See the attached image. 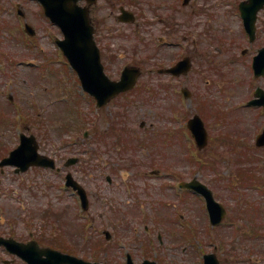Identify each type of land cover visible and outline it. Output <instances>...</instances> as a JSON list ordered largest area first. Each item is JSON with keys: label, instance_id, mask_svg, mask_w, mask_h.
Instances as JSON below:
<instances>
[{"label": "rangeland", "instance_id": "1", "mask_svg": "<svg viewBox=\"0 0 264 264\" xmlns=\"http://www.w3.org/2000/svg\"><path fill=\"white\" fill-rule=\"evenodd\" d=\"M106 2L100 0L97 8L104 10ZM121 2L133 7L136 23L119 26L100 14L104 30L97 41L104 48L105 73L118 79L122 68L132 65L142 74L133 93L99 109L82 97L80 83L55 43L62 35L40 5L0 0V149L12 148L19 132H25L43 151L59 155L60 167L67 158H79L63 171L81 182L89 199L83 212L77 195L56 183L58 175L49 188L40 182L45 172L30 170L13 178L7 168L0 173L2 192H8L0 199V235L27 240L29 233L38 234L55 249L103 264H122L133 246L139 261L140 253L153 247L150 243L156 245L161 264L164 258L172 264H202V256L211 252L220 264H264V148L254 144L264 112L240 107L247 73L213 53L211 64L194 62L187 77L159 76L152 69L158 58L162 68L193 53L190 41L182 43L190 33L188 10L181 0ZM17 3L25 18L18 17ZM25 22L33 37L24 32ZM159 35L166 44L159 46ZM183 85L191 99L182 97ZM193 114L204 119L209 133L202 151L189 144L186 122ZM123 170L130 174L127 184L121 181ZM194 177L226 209L218 227L209 225L200 198L182 197L179 181ZM17 179L23 180L21 191ZM17 193L23 196L19 206ZM142 221L149 222L151 241ZM104 230L110 239L104 238ZM157 234L162 240H156Z\"/></svg>", "mask_w": 264, "mask_h": 264}, {"label": "flooded vegetation", "instance_id": "2", "mask_svg": "<svg viewBox=\"0 0 264 264\" xmlns=\"http://www.w3.org/2000/svg\"><path fill=\"white\" fill-rule=\"evenodd\" d=\"M93 1L92 4L88 5V8L96 30L100 27L99 18L102 12L104 15L106 14L105 16L111 17L114 15L113 12L116 8L120 10L123 7V5L116 7L115 4H112L109 8L104 7L103 10V8H97L100 0ZM112 1L107 0V2ZM82 5H85V3ZM180 6L188 10L187 17L188 19L190 18L189 30L192 33L191 37L187 38L183 36V39L184 42L190 41L192 45L193 53L189 56L191 62H196L197 65L211 64L213 53L221 55L222 57L225 56L228 65H234L237 62L247 73V76L243 77L242 81L245 84V92L243 95L247 97L246 101H244L245 104L251 99H254L256 91H262L264 93V76L262 74L255 76L254 70L252 69V63L255 57L259 61V67L264 62V0H254L253 2L249 0H181ZM254 12V29L250 37V35L246 34L245 19H243L242 15L243 13L251 15ZM234 52L236 54H233ZM209 82L210 80H205L206 85L210 84ZM250 96L252 97L250 98ZM17 146L18 143L13 149ZM3 149L4 147L2 146V150L0 149V160L10 152V150ZM39 151L51 158L54 155L57 161L60 159L58 158L59 155L57 156V154L53 153L51 155L49 152L43 151V148H40V146ZM40 170L53 175V170ZM63 170V168L61 170H55V174L58 175L57 178L59 180L63 177ZM4 172L5 168H0V173L4 174ZM48 174H45L44 184L53 187L52 183L55 181L52 180L53 182H51L50 177L52 175ZM152 174H155L157 177L160 175V172L152 171ZM122 176L125 177V175ZM129 176L130 174L126 175L127 180H129ZM106 179L109 184H112V177L107 176ZM2 189L0 186V198L4 195ZM144 231L145 236L151 240V232L146 225ZM160 235L157 234V240L159 241L162 240V236ZM3 248L0 246L1 250Z\"/></svg>", "mask_w": 264, "mask_h": 264}, {"label": "water", "instance_id": "3", "mask_svg": "<svg viewBox=\"0 0 264 264\" xmlns=\"http://www.w3.org/2000/svg\"><path fill=\"white\" fill-rule=\"evenodd\" d=\"M38 1L43 5L46 16L61 28L65 38L62 41H58V45L78 73L84 89L97 98L98 105L105 104L111 97L130 89L134 85L138 75V70L134 68H126L119 82L110 81L104 74L103 66L100 62L99 50L92 36L93 30L88 22L87 12L85 9L77 6L76 2L78 0ZM130 19L132 20L133 17L130 16ZM176 68L178 67H174L172 71L175 72ZM178 73L179 69L175 74ZM189 127L192 129L199 145L203 146L206 142V132L200 120L195 117L189 122ZM23 146L24 150L27 149L25 144ZM15 156L16 154H11V158ZM11 158L7 159V161L11 162ZM23 160L24 162L21 161V163H19L21 166L25 164L22 170L26 169L31 164H48L44 158L36 156L34 148L27 152V156L23 158ZM189 186L196 189L207 198V206L210 211L212 223L217 224L221 221L224 214L223 209L213 201L210 191L208 192L203 186L196 183H192ZM80 193L84 195L81 190ZM216 205L218 208H221H219L220 212L218 215L214 212L216 210ZM4 244L10 247L11 252L18 253L21 257L28 259V261L30 260V264H35L39 258L41 259L42 255L46 258H43L41 262L37 264H93L47 249L39 250L38 252L34 250L33 252L29 246L21 245L14 241H6ZM26 250H29L32 255L26 256ZM205 264L216 263L207 259L205 260Z\"/></svg>", "mask_w": 264, "mask_h": 264}]
</instances>
